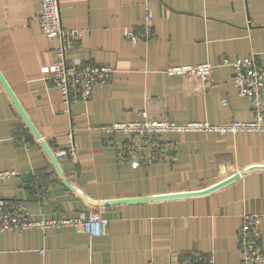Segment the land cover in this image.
<instances>
[{"label":"crops","instance_id":"1","mask_svg":"<svg viewBox=\"0 0 264 264\" xmlns=\"http://www.w3.org/2000/svg\"><path fill=\"white\" fill-rule=\"evenodd\" d=\"M59 2L64 24L80 32L68 59L111 64L117 68L113 81L97 84L88 102L65 104L44 78L58 39L36 18L40 0H0V70L54 151L71 146L67 134L73 129L77 157L61 161L67 180L101 202L149 199L93 206L67 187L0 81V169L16 171L1 182L0 194L23 201L33 218L101 210L109 219L107 234L76 226L0 231V264H147L150 258L170 264L210 254L219 264H235L244 212L260 216L264 251V168L244 171L264 165V132L174 133V162L134 164L119 154L130 138L102 129L143 110L178 123L254 119L251 101L234 86L232 65L221 59L254 53L264 69V0ZM149 12L155 36L130 42L127 30L144 27ZM201 62L214 65L207 90L197 80L164 72ZM234 173L240 175L207 193L152 198L203 189Z\"/></svg>","mask_w":264,"mask_h":264},{"label":"built area","instance_id":"2","mask_svg":"<svg viewBox=\"0 0 264 264\" xmlns=\"http://www.w3.org/2000/svg\"><path fill=\"white\" fill-rule=\"evenodd\" d=\"M36 18L42 30L58 39L56 58L46 66L45 79L50 80L61 92L65 104L72 101L88 102L94 93L95 86L113 81L117 68L111 64L96 63L90 60L75 58L69 60L67 52L79 30L64 24L61 16L59 0H40V9ZM152 12L147 15V24L141 29L129 28L126 32L132 43L149 41L155 36L151 24ZM222 64H230L234 69L233 83L240 95L246 96L252 103L255 118L251 120H232L225 124H212L209 121H189L178 123L166 114L153 116L147 110L134 120L113 121L102 126L108 133H123L130 139L119 147L120 157L131 160L134 164H152L155 162H174L177 159V142L171 137L174 133L203 131L225 136L236 131L264 132V69L258 63L257 55L252 53L230 60L221 59ZM213 68L211 62L168 66L167 74H178L189 80H197L204 90L213 84ZM226 100L223 103L226 104ZM71 142L69 148L55 150L61 162L63 159L74 160L77 157L75 134L73 129L67 134ZM15 170L0 169V185ZM76 226L93 234H107L109 219L101 210H92L88 216H61L55 218H33L28 206L19 199H10L0 194V231H20L30 227L42 229ZM260 216L256 213L244 212L237 233V242L241 252V260L235 264H260L264 262V251L260 246ZM147 264H157L150 258ZM170 264H219L213 255L181 256Z\"/></svg>","mask_w":264,"mask_h":264},{"label":"water","instance_id":"3","mask_svg":"<svg viewBox=\"0 0 264 264\" xmlns=\"http://www.w3.org/2000/svg\"><path fill=\"white\" fill-rule=\"evenodd\" d=\"M0 81L3 84V86L5 87L6 91L8 92V94L10 95L16 109L18 110L20 116L22 117V119L24 120L25 124L27 125V127L30 129V131L32 132V134L38 138L40 140V143L43 147V149L45 150L47 156L49 157L51 163L53 164L54 169L56 170L58 176L62 179L63 183L69 187L70 189H72L74 192L78 193L80 195V197H82L86 202H88L89 204L93 205V206H104L110 203H117V202H130V203H135V202H140V201H146L149 198L148 197H130V198H126L123 200H116L114 202H101L98 200H95L91 197H89L87 194H85L83 191H80L76 186H74L69 180H67V178L64 175V171L63 168L61 166V162L59 161V158L56 156L54 150L51 148V146L49 145V143L47 142V140H45L40 131L38 130V128L36 127V125L34 124V122L31 120V118L29 117V115L27 114V112L25 111L24 107L22 106L20 100L18 99L16 93L14 92L13 88L10 86V84L8 83V81L6 80L5 76L3 75V73L0 70ZM254 168H264V165H251L248 166L247 168L244 169V171H249L251 169ZM240 174L238 173H234L233 175L220 180L219 182H216L215 184L203 188V189H198V190H185V191H177V192H170V193H166V194H160V195H156V196H152L153 199H160V198H169V197H180V196H189V195H197V194H203V193H207L210 192L218 187H221L222 185L230 182L231 180L235 179L236 177H238Z\"/></svg>","mask_w":264,"mask_h":264}]
</instances>
